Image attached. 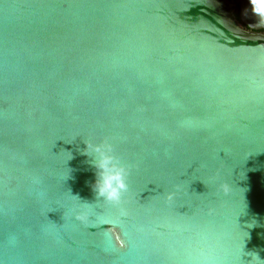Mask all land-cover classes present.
<instances>
[{
  "label": "water",
  "instance_id": "1",
  "mask_svg": "<svg viewBox=\"0 0 264 264\" xmlns=\"http://www.w3.org/2000/svg\"><path fill=\"white\" fill-rule=\"evenodd\" d=\"M235 3L0 0V264H264V23Z\"/></svg>",
  "mask_w": 264,
  "mask_h": 264
},
{
  "label": "clouds",
  "instance_id": "2",
  "mask_svg": "<svg viewBox=\"0 0 264 264\" xmlns=\"http://www.w3.org/2000/svg\"><path fill=\"white\" fill-rule=\"evenodd\" d=\"M250 5L253 14L264 23V0H250ZM84 144L82 154L91 158V164L96 169V181L93 185L96 197L109 204L119 205L123 194L127 191L128 169L113 154V146L107 140L99 143L84 141ZM219 191L227 194L229 185L221 183ZM172 197L173 194L168 193L166 199L171 200ZM76 219L83 221L86 215L77 214ZM249 255L251 256L249 264L259 259L255 254Z\"/></svg>",
  "mask_w": 264,
  "mask_h": 264
},
{
  "label": "trees",
  "instance_id": "3",
  "mask_svg": "<svg viewBox=\"0 0 264 264\" xmlns=\"http://www.w3.org/2000/svg\"><path fill=\"white\" fill-rule=\"evenodd\" d=\"M227 2L229 3V1ZM231 10H232L234 18L238 19V5L236 3H233V5H231Z\"/></svg>",
  "mask_w": 264,
  "mask_h": 264
},
{
  "label": "flooded vegetation",
  "instance_id": "4",
  "mask_svg": "<svg viewBox=\"0 0 264 264\" xmlns=\"http://www.w3.org/2000/svg\"><path fill=\"white\" fill-rule=\"evenodd\" d=\"M227 1H229L230 5H233V3H235V0H227Z\"/></svg>",
  "mask_w": 264,
  "mask_h": 264
}]
</instances>
